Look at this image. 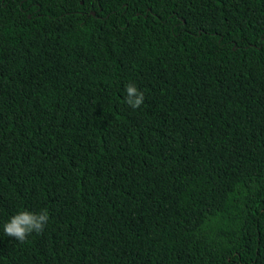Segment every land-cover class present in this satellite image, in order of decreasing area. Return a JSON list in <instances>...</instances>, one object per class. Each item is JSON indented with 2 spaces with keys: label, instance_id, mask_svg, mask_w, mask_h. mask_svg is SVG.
<instances>
[{
  "label": "trees",
  "instance_id": "16d2710c",
  "mask_svg": "<svg viewBox=\"0 0 264 264\" xmlns=\"http://www.w3.org/2000/svg\"><path fill=\"white\" fill-rule=\"evenodd\" d=\"M0 264H264V0H0Z\"/></svg>",
  "mask_w": 264,
  "mask_h": 264
},
{
  "label": "clouds",
  "instance_id": "9594fccd",
  "mask_svg": "<svg viewBox=\"0 0 264 264\" xmlns=\"http://www.w3.org/2000/svg\"><path fill=\"white\" fill-rule=\"evenodd\" d=\"M144 102V94L135 84L126 87V103L133 109L139 108ZM49 219L47 211L39 213L20 211L10 218L3 226L6 236L24 242L33 232L39 234L43 231Z\"/></svg>",
  "mask_w": 264,
  "mask_h": 264
}]
</instances>
